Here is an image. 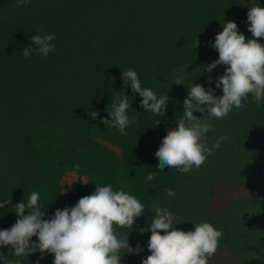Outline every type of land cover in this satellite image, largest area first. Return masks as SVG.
Here are the masks:
<instances>
[{
    "label": "rangeland",
    "instance_id": "obj_1",
    "mask_svg": "<svg viewBox=\"0 0 264 264\" xmlns=\"http://www.w3.org/2000/svg\"><path fill=\"white\" fill-rule=\"evenodd\" d=\"M193 1L195 5L209 9L211 18L210 8L220 2ZM241 1L234 0L235 3ZM153 2V24H123L121 19V26H106L101 46L106 63L119 64L131 58H146V47L152 50L155 45L162 57L161 47L165 45L167 53L164 59L168 62L162 60L163 64L177 66L192 60L198 65L194 84L202 85L206 78L215 81L216 77L209 76L211 73L205 69L219 58L212 45L223 24L196 23L195 18L191 19L188 4L180 14L186 23L176 21V24H171L173 12L168 7L171 0ZM158 3L165 6H157ZM226 4L230 9L234 7L231 0L225 1ZM257 4L264 7V0L249 2L251 7ZM125 7L123 4L120 9ZM179 13L176 10L175 14ZM237 25L246 39L252 38L247 19ZM128 27L137 33V40L142 42L132 55L131 47L125 40ZM96 32L101 34L103 30L97 28ZM195 39L205 44L200 57H208L207 65L205 60L196 56ZM259 39L264 43V38ZM16 41L15 29L0 24V202L10 200L0 208V229L10 228L16 222L14 205L27 203L32 191L40 193V203L48 214L45 218L53 215L57 208L70 206L63 185L82 179L99 186L110 183L114 190L122 189L145 203L144 215L136 218L132 229H119L122 236L129 232L131 246L135 248L139 243L143 249L139 253L125 252L122 264H142V258L150 255L147 245L151 233L141 232V229L150 227L156 207H167L179 223L174 227L184 231L194 230L195 224L204 221L222 230L218 249L208 264H264V157L257 153L261 150L264 155V100L257 107L254 98L249 95L244 102L246 107L234 108L222 119L194 111L195 116L208 120L214 126V131L207 133L209 148L217 141L220 146L213 149L203 165L193 167L185 182L179 185L178 179L185 177L186 173L175 168L158 169L155 152L168 129L177 126V118L183 115L186 97H174L172 88H163L160 84L151 87L157 96L167 94L171 97L165 114L157 116L140 107L142 98L138 93H132L131 87L111 88L112 101L122 92L132 97L128 115L137 119L125 129L126 136L100 119H110L108 111H112L111 105L106 107L104 96L99 101L98 95L82 94L65 102L58 94L59 100L43 99L38 106L36 102L26 100L24 105L18 100V91H24V88L16 86ZM156 57L153 54V58ZM225 67L218 65L217 71H224ZM158 76L155 74V82ZM208 85L214 89V95H223L222 88H217L215 82ZM31 89L29 92L35 93ZM189 90L184 89V94L188 95ZM92 111L100 114L96 120L89 115ZM149 172L156 173L152 181L146 179ZM219 182L222 184L208 197L212 184ZM166 188L173 189L175 196H168ZM27 212L26 209L25 214ZM37 239L32 238L33 241ZM0 252L13 264L17 260L20 264H53L54 259V254L44 253L42 257L39 251L17 257L10 246L0 247Z\"/></svg>",
    "mask_w": 264,
    "mask_h": 264
},
{
    "label": "clouds",
    "instance_id": "obj_2",
    "mask_svg": "<svg viewBox=\"0 0 264 264\" xmlns=\"http://www.w3.org/2000/svg\"><path fill=\"white\" fill-rule=\"evenodd\" d=\"M28 3L30 0H16V7ZM247 24L248 31L252 33L251 39H246L233 20L224 23L222 31L216 34L212 47L219 58L208 64L205 71L211 73L218 65L226 66L224 74L218 75L215 80L223 95H214L210 86L205 89L201 84H192L183 102V115L177 118L175 128L168 129L155 152L158 169L168 167L187 173L193 167L203 165L213 149L219 148V141L209 148L207 133L214 131V126L208 120L195 116L194 111L222 119L234 108L246 107L244 102L249 95L254 98L257 107L261 106L264 100V43L259 38H264V7L259 4L250 7ZM41 33L42 30L30 37L31 43L22 50L24 57L35 53L46 58L55 53V34ZM198 45L199 40L195 39L194 47ZM185 69L180 71L186 72ZM122 77L125 87L130 85L132 93H138L142 98L140 107L143 110L157 116L165 114L169 100L167 94L158 97L152 88L142 87L139 74L132 68L122 72ZM183 78L177 77L175 84H182ZM131 100L132 97L122 92L111 103L112 111H108L110 119L100 117L105 125L110 123L125 136V129L137 119L128 115ZM89 115L96 120L100 114L92 111ZM155 177V172H149L146 179L152 181ZM165 192L170 197L176 194L171 188H166ZM7 203L10 200L0 202V208ZM43 208L37 191L30 193L27 203H16L14 211L17 220L10 228L0 229V247L10 246L17 257L29 256L37 251L42 257L44 253H51L54 254L53 264H122L125 252L132 254L143 250L139 243L135 248L131 246L129 232L122 236L119 229H132L136 218L144 215L145 203L122 189L114 190L110 183L96 185L91 195L82 196L74 206L55 209L49 218H45L48 214ZM153 213L150 227L141 229V232L151 233L147 245L150 255L142 258V264H208L218 249L222 230L204 221L195 224L194 230L184 231L174 227L179 223L167 207H156ZM33 237L38 239L33 241ZM0 262L13 264L2 252ZM15 264H20L19 260Z\"/></svg>",
    "mask_w": 264,
    "mask_h": 264
},
{
    "label": "trees",
    "instance_id": "obj_3",
    "mask_svg": "<svg viewBox=\"0 0 264 264\" xmlns=\"http://www.w3.org/2000/svg\"><path fill=\"white\" fill-rule=\"evenodd\" d=\"M225 1L227 0H220L218 6L210 8L211 18L209 9L195 5L196 2L193 0H171L168 5L173 12L170 23L176 24V21L179 24L186 23L183 15L180 14L187 4L193 14L191 19L195 18L196 23L224 24L229 20L244 23L248 9L251 7L249 2L253 0H240L241 3L231 0L234 6L232 10L227 4L225 5ZM123 4L126 7L120 9ZM153 5V0L148 3L145 0H30L27 5L16 7V0H0V24L13 27L16 31V86L20 89L24 88L22 89L24 91H18L20 103L26 105V100H31L38 106L42 104L43 99H58V94L63 100L65 99V102L76 96L88 94L87 96H100L99 101L104 96L108 107L113 98L110 89L126 88L122 72L129 68L137 71L142 87L151 88L160 84L163 88H172L174 97H187L183 90L194 84L197 76L195 68L198 65L192 60L179 63L177 66L163 64L162 60H166L164 57L167 53L165 45L161 47L162 57L159 56L156 45L152 50L146 47V58H131L123 63L108 64L102 57V38L106 33V26L108 24L121 26L122 24H119L121 19L123 24H153ZM157 6L165 5L158 3ZM175 9L180 12V16L175 14ZM97 28H102L103 32L97 34ZM41 30V34H55V53H50L46 58L35 53L30 57H24L23 48L31 43L30 37ZM125 40L131 47V55L136 47L142 45L140 39L137 40V33L132 31L131 27L125 32ZM202 43L199 42L196 48V56H199L200 60H205L207 65L208 57H200L205 45ZM153 54L157 57L153 58ZM184 68L186 72L180 71ZM217 70H219L217 67L213 69L209 76L217 78L218 75L224 74V71ZM213 72L215 74H212ZM155 74H159L156 82ZM150 75L153 79H150ZM181 76L184 77L183 83L176 85V78ZM202 83L204 87H209V78L203 79ZM30 88H33L31 90L35 93H30ZM261 152L260 150L257 153L264 157ZM77 168L81 169V167ZM191 172L192 170L186 173L185 177L178 179L179 185L185 182L187 174ZM220 184L222 183L212 184L208 197L215 193V188ZM63 188L70 206H74L82 196L91 195L96 189V184L77 179L65 183Z\"/></svg>",
    "mask_w": 264,
    "mask_h": 264
}]
</instances>
